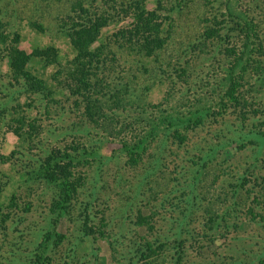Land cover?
<instances>
[{"label":"rangeland","instance_id":"rangeland-1","mask_svg":"<svg viewBox=\"0 0 264 264\" xmlns=\"http://www.w3.org/2000/svg\"><path fill=\"white\" fill-rule=\"evenodd\" d=\"M82 1L89 4L92 0ZM240 1L253 7L251 14L262 27V51L257 50L250 63L249 83L240 88L248 101L243 107L228 102L223 116L208 117L203 125L186 130L182 143L159 137L136 165L118 153L121 138L109 135V120L101 116L120 120L119 130L132 114L187 105L203 96L201 93L217 99V82L230 60L221 54L217 41L203 46L201 39L206 18L222 8L218 3L194 0L177 11L171 38L154 56L114 47L116 58L108 59L94 79L98 85L92 89L93 97L99 98L94 119L76 104L75 98L79 102L81 98L67 91L57 89L47 97L26 92L24 80L11 73L2 57L0 43L1 264H34L43 250L51 264H130L135 256L132 247L147 241L155 242L156 247L165 242L155 264H262L264 192L259 195L260 204L254 202L253 195L261 191L259 185L254 186L255 176H260V181L264 177V0ZM74 2L0 0V17L10 21L9 30L19 31L21 48L32 53L37 46L54 45L67 65L73 49L60 29L58 16L67 14ZM34 22L42 24L45 31L36 29ZM115 28H107L105 36L110 37ZM28 68L49 78L59 66H47L33 58ZM184 68L185 75H180ZM116 88L127 99L121 107L112 97ZM21 121L18 135L15 129ZM77 146L97 147L106 156H120L79 165L75 177L81 178L82 185L70 207L60 211L58 189L37 177L36 169L53 151ZM215 146L219 148L213 150ZM205 154L210 157L207 167L195 173ZM254 162L256 170L246 173L251 182L240 190L246 194L247 188H255L245 204L238 199L235 187ZM251 206L255 220L248 212ZM190 207L189 212H183ZM183 214L186 221L191 218L193 222L191 232L182 235L185 252L178 259L173 232ZM140 215L153 222L152 230L137 225ZM209 218H215L219 226L208 223ZM227 224L230 228L224 227ZM52 231L57 236L49 240Z\"/></svg>","mask_w":264,"mask_h":264},{"label":"trees","instance_id":"trees-1","mask_svg":"<svg viewBox=\"0 0 264 264\" xmlns=\"http://www.w3.org/2000/svg\"><path fill=\"white\" fill-rule=\"evenodd\" d=\"M191 1L194 0H127V2L92 0L86 4L85 1L76 0L67 14L58 16L62 21L60 29L68 38L73 49V57L67 60V65L62 62L60 49L54 45L37 46L32 53L21 48L19 31L9 30L10 21H5L0 17L2 57L6 60L11 73L24 80L26 92H37L47 97L48 95L52 96L57 89L67 91L81 98L80 102L78 98H75L76 104L83 107L88 118L94 119L96 117L94 106L99 101V98L93 97L92 89L98 85L94 79L100 70H104L108 59L116 58L117 52L114 47H119V49L127 47L131 52L135 51L147 57L154 56L164 48L171 38L176 12L188 6ZM204 1H206V5L209 2L214 5L216 2L222 8L219 9V15L206 18L201 45L204 46L205 43L207 46L206 42L217 41L221 47L219 48L221 54L230 60V64L224 70V75L217 82L218 98L212 100L208 94L201 93L203 96L186 102L187 105L172 104L150 114L144 112H139L137 115L132 114L129 122L119 126V130L117 123H120V120L114 121L115 118L106 116V114L102 115V119L109 120V125H107L109 135L114 137L113 139L119 138L120 140L121 138V147L118 153L125 154L127 161L132 165L143 160L150 145L159 137L161 141H168L172 137L182 143L186 136V130L203 125L208 117L223 116L227 110L228 102L238 103L243 107L244 102L248 101L246 93H242L240 88L243 84L245 86L246 83H249L248 80L251 78L248 76L251 75L249 74L250 63H252L255 54L262 51L263 42L260 41L262 27L258 23L259 21L255 22V18L251 14L253 7L251 8L250 4L242 5L240 0ZM103 2H107L108 6L106 7ZM110 8L113 11H110ZM217 16L223 18L219 19ZM228 24L230 27L227 28ZM32 25L41 32L45 31L43 25L38 22H34ZM113 25L116 28L110 34L111 36H105V30ZM33 58L44 61L47 66L56 65L59 68L55 69L49 78L41 77L28 68ZM185 72L186 68L181 70L180 75H185ZM126 93L129 96V92L126 91ZM112 97L118 107L127 101L123 92L117 88ZM128 101L130 102L129 97ZM132 103L134 106V102ZM123 108L125 109V107ZM244 115H246L245 112H243V117ZM21 123L15 129L18 135H21L19 131L22 129L23 122L21 121ZM242 145L243 142L239 147ZM225 146L222 147L225 148ZM96 148L77 146L71 147V149H58L47 155L36 169L37 177L45 179L58 189L57 208L63 206L60 211L70 207L74 196L82 185L81 178L78 180L75 177V170L79 165L95 160L102 162L104 158L111 159L120 156L119 154L106 156ZM218 148L215 146L212 149L217 150ZM201 159L203 162H199L195 173H200V169L205 170L210 157L205 154L201 156ZM252 168L256 170L255 162L239 176L235 193L238 195V199L246 204L251 199V191L255 189L254 186L259 185L261 191L254 194L253 199L254 202L260 204L259 195L264 192V177L263 181H260V176H255V185L252 188H247L246 194L240 192L251 182V180L247 181L246 173ZM194 179H197L196 176ZM261 203L264 204V201ZM191 209L192 207L185 208L183 212H189ZM248 212L254 214L253 206L248 208ZM186 218L184 215V218L177 221L178 228L173 232L175 240L178 241L176 250L179 253L178 259L185 252L182 246L184 240L181 239L187 231H190L189 225L190 222H193L191 218H188L189 222H187ZM255 218L256 214L252 219L255 220ZM208 221V223L219 226L215 218H209ZM152 223L148 217L143 215H140L137 221V225L146 226L149 230L154 228ZM236 225L240 227L239 224ZM224 227L230 228L228 224ZM54 236L57 234L54 231L50 232L49 240ZM164 243L160 242L158 248L155 242L147 241L144 244L136 242V247H132L136 258L133 256L129 263L155 264L156 258L161 256V247H165ZM157 249L160 250L159 254ZM261 263L264 264V259L261 260ZM34 264H51V258L43 250L38 254Z\"/></svg>","mask_w":264,"mask_h":264}]
</instances>
